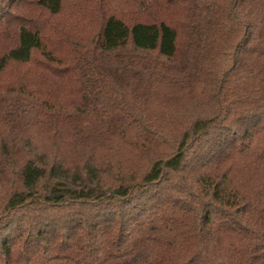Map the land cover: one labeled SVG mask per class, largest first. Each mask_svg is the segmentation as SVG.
Returning a JSON list of instances; mask_svg holds the SVG:
<instances>
[{"label": "trees", "instance_id": "obj_1", "mask_svg": "<svg viewBox=\"0 0 264 264\" xmlns=\"http://www.w3.org/2000/svg\"><path fill=\"white\" fill-rule=\"evenodd\" d=\"M0 264H264V0H0Z\"/></svg>", "mask_w": 264, "mask_h": 264}, {"label": "rangeland", "instance_id": "obj_2", "mask_svg": "<svg viewBox=\"0 0 264 264\" xmlns=\"http://www.w3.org/2000/svg\"><path fill=\"white\" fill-rule=\"evenodd\" d=\"M23 68H16L14 71H12L11 73H9L8 75V79H14V77L20 72H22Z\"/></svg>", "mask_w": 264, "mask_h": 264}]
</instances>
